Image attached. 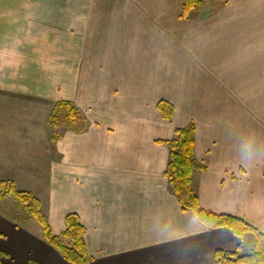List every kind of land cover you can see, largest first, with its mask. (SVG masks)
<instances>
[{
	"label": "crops",
	"instance_id": "obj_1",
	"mask_svg": "<svg viewBox=\"0 0 264 264\" xmlns=\"http://www.w3.org/2000/svg\"><path fill=\"white\" fill-rule=\"evenodd\" d=\"M0 0V179L32 193L52 232L75 213L90 264H214L253 239L182 210L164 141L194 124L200 206L264 234V0ZM82 131L47 118L59 101ZM160 100L174 107L164 120ZM252 145V154L245 150ZM254 236V235H253ZM6 264H66L12 196L0 201Z\"/></svg>",
	"mask_w": 264,
	"mask_h": 264
},
{
	"label": "trees",
	"instance_id": "obj_2",
	"mask_svg": "<svg viewBox=\"0 0 264 264\" xmlns=\"http://www.w3.org/2000/svg\"><path fill=\"white\" fill-rule=\"evenodd\" d=\"M208 0H182L180 17L182 19H198L204 15ZM160 116L169 120L174 113V107L165 100L157 105ZM47 125L52 128L51 140L60 137L57 127L82 131L87 121L77 108L69 101H57L47 118ZM194 124L176 128L174 136L164 143L169 154L164 176L168 180L171 192L177 198L182 210H191L200 223L208 229L228 228L235 236L242 237L246 233L254 235V243L248 253L241 254V243L234 249H216L212 254L214 264H264V234L246 221L228 214L208 211L200 206L199 199L192 187V177L195 171L204 170V166L194 159ZM7 196L14 197L24 208L30 218L41 227L43 238L52 245L63 257L66 264H90L91 258L85 242V227L75 213L65 216V228L56 235L52 232L46 216L40 208V201L32 193L18 190L12 180L0 179V201ZM0 253V264L3 262Z\"/></svg>",
	"mask_w": 264,
	"mask_h": 264
},
{
	"label": "rangeland",
	"instance_id": "obj_3",
	"mask_svg": "<svg viewBox=\"0 0 264 264\" xmlns=\"http://www.w3.org/2000/svg\"><path fill=\"white\" fill-rule=\"evenodd\" d=\"M253 234L252 233H248L246 236H245V238H244V248L246 249V250H248L247 248H249L248 246H247V243H248V239H253Z\"/></svg>",
	"mask_w": 264,
	"mask_h": 264
},
{
	"label": "clouds",
	"instance_id": "obj_4",
	"mask_svg": "<svg viewBox=\"0 0 264 264\" xmlns=\"http://www.w3.org/2000/svg\"><path fill=\"white\" fill-rule=\"evenodd\" d=\"M245 150L247 152V154L250 156L252 154V145H246Z\"/></svg>",
	"mask_w": 264,
	"mask_h": 264
}]
</instances>
